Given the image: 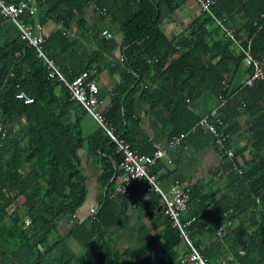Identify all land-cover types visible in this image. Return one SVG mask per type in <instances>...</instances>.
Segmentation results:
<instances>
[{
    "label": "trees",
    "instance_id": "16d2710c",
    "mask_svg": "<svg viewBox=\"0 0 264 264\" xmlns=\"http://www.w3.org/2000/svg\"><path fill=\"white\" fill-rule=\"evenodd\" d=\"M32 1L36 15H25L24 20L32 23L36 16L42 25L48 21L60 24L58 30L44 34L42 47L65 81L83 71H88V78L94 77L110 61L103 53L112 57L110 48L116 46L117 39L102 38V28L112 35H121L120 42L117 41L125 56L121 70L124 76L112 89L115 94L106 110L107 125L117 136L122 137V122L132 118L128 107L132 102L126 94L139 85L143 87L141 94L150 97L148 101L162 118L167 114L172 118L174 112L185 110L189 105L187 97L206 90L214 96L226 93L224 112L244 111L250 159L236 178V197L213 208L211 213L218 217L231 210L227 217L237 218L224 237L237 264H264V78L251 86L239 87L244 54L222 35L210 14L199 10L186 28L168 38L160 26L177 9V0ZM91 5L100 20L92 26L83 18L84 9ZM210 9L234 30L235 38L241 39L240 45L253 58H264V0H218ZM78 17L77 35H68L66 30ZM101 22L107 25L100 26ZM210 24L214 28H209ZM12 27L11 23L0 21V126L5 130L0 137V259L5 250V230H18L17 234L12 232V242L24 239L22 245L16 244V253L25 248L32 251L31 237L26 238L28 235L20 225L22 216L30 217L28 226L40 228L45 240L57 219L74 216L86 193L77 154L83 141L104 156L99 175L101 188L111 185L121 159L101 129L86 140L80 138L78 117H71L72 103L65 82L49 76L45 61L25 45L16 29L11 39H2ZM86 39L98 41L96 50L86 49L88 56L77 49L84 48ZM250 70L248 67L246 72ZM19 90H24L33 101L25 104L16 98ZM189 115L187 127L197 120L190 112ZM176 129L174 134L187 128ZM107 192L101 196L95 215L72 227L71 233L88 250L86 256L78 259L79 264H98V253L108 247L101 238L102 232L118 223L124 214L126 202L118 203L114 197H107ZM9 205L13 210L7 214ZM222 221L218 219L219 223ZM239 249H243L242 255L238 254ZM27 260L16 259L17 264H29Z\"/></svg>",
    "mask_w": 264,
    "mask_h": 264
},
{
    "label": "crops",
    "instance_id": "0c3cea01",
    "mask_svg": "<svg viewBox=\"0 0 264 264\" xmlns=\"http://www.w3.org/2000/svg\"><path fill=\"white\" fill-rule=\"evenodd\" d=\"M177 3V9L165 21L163 20L160 26L168 38L176 37L178 32L186 28V23L188 24L200 13L193 0H177ZM92 9L91 5L84 9L83 14L85 23L91 26L100 22ZM78 19L79 17L74 18L69 29L66 30L68 35L71 32L72 35L75 33L77 35L75 24ZM177 19L178 22H176ZM221 21L225 27L228 26L223 20ZM214 22L221 31L215 20ZM180 23L183 24L184 28L177 30L175 25ZM99 24L104 27L107 25L106 22ZM59 27L60 24L48 21L43 25L42 33L48 35L58 30ZM119 35L116 33L114 37L120 42L121 37ZM117 40L116 46L110 48V56L112 57H107L108 54L103 53L104 50L102 52L103 57L110 60L105 68L102 67L91 78H88V71L83 72L87 74V80L93 79L98 86L97 96L101 103L96 112L104 118L105 127L113 135L119 137L108 127L106 119V110L111 103V96L115 94L112 89L117 87L115 84L120 81V77L123 78L124 76V73L121 74V70L125 67L123 64L125 56L124 54L121 55ZM96 43L98 41L92 42V40L86 39L83 40L84 48L77 49H82L84 52H86V49L94 51L98 45ZM83 55L88 56L87 52ZM241 65L242 79L248 68L247 60L243 59ZM113 67H115L114 71ZM129 72L133 74L131 69ZM146 81H148V77L142 85ZM135 88L137 89H132L129 94H126L130 104L132 102V106H128L131 108L132 118L122 122L120 128L122 137L119 138L138 152L151 154L154 143L166 146L170 135L177 130L176 126L187 128L182 131L186 133V136L181 144L168 149L166 157L159 160L150 169V173L155 176L158 186L164 192H169L172 185H178L187 190L189 201L185 212L182 214V220H191L186 229L187 235L206 263L216 264L218 260L228 258L237 264V260L233 257L231 249L224 238L227 231L237 221V218L227 217L231 210L222 212L218 217L213 216L211 210L226 204L229 198H235L238 193L239 189L235 184L236 178L239 176L242 167L250 159V146L244 131L247 115L242 110H236V112L230 114L222 112L226 120L225 130L228 143L233 149L234 155L232 157H219L214 151L212 136L207 129L197 127L193 132H190V128L198 121L200 116L215 107L216 96L207 90L201 91L202 93L195 97L186 98L185 101L189 105L185 110L181 109L174 112L172 118L169 114L162 118L154 105L148 101L150 97L141 94L143 87L139 85ZM69 100L72 103L71 117L73 120L76 116L78 117L77 127L80 138L86 140L99 129L109 136L105 128L78 101L72 96L70 97V93ZM189 112L197 120L193 125L187 127L191 120ZM86 116L92 124L85 121ZM109 138L111 141L110 136ZM77 154L79 158L78 169L83 176L86 193L83 203L74 216L57 219L46 240L42 238L40 228L33 229V227L28 226L30 217L27 214L22 216L20 225L28 235L26 238L31 237L32 251L25 248L16 253V244L22 245L24 239L12 242V236L19 233L18 230H5V238H3L5 250L0 259V264H17L16 259L23 260L26 258H28L27 262L29 264H79L78 259L86 256L88 250L79 237L71 233L72 227L81 224L91 216L89 209L96 208L99 205V200L106 191H108L107 197H114L118 203L124 201L126 205L119 222L102 232L101 238L107 242L108 247L104 252L98 253V264H180V259L187 258L189 247L179 237L178 231L164 214L162 201L157 192L144 185L140 180H134L128 185L127 194H113L112 187L114 183H111L107 189L101 188L99 184L104 156L91 150L84 141ZM118 195L122 197H117ZM255 199L258 201L257 197ZM12 210V205H9L6 208L7 214H10ZM218 219L223 221L219 223ZM219 229L222 231V236L217 235ZM183 264L197 263L187 260Z\"/></svg>",
    "mask_w": 264,
    "mask_h": 264
},
{
    "label": "built area",
    "instance_id": "2783aa9c",
    "mask_svg": "<svg viewBox=\"0 0 264 264\" xmlns=\"http://www.w3.org/2000/svg\"><path fill=\"white\" fill-rule=\"evenodd\" d=\"M199 10L207 11L210 16L216 21L222 31L234 41L237 48L242 51L251 65L252 70L247 72L241 79L239 87L251 86L257 79L264 78V59L259 60L251 56V54L244 50L240 45V39H236L232 30L224 26L221 20L215 17L210 7L215 5L218 0H193ZM28 12L29 15L34 14V7L27 0H21L17 4L7 3L5 4L0 0V17L3 20L9 18L15 26L19 29L20 38L25 42V45L32 47L36 50L37 55L45 61L46 68L50 77L56 76L60 81H64L65 85L76 101H78L95 119L105 128L106 132L111 137V142L115 146V151L121 155L119 164L115 167L111 179L114 186L112 187L113 194H127L128 185L134 180H140L144 185L150 187L159 194L162 201L163 212L168 217L169 222L178 231L179 237L189 247V253L187 258L180 259V264L185 261H193L197 264H207L206 261L200 256L198 251L193 246L191 240L187 235V227L191 223V220L183 221L182 214L185 212L189 196L186 189L179 187L178 185H172L169 192H164L157 184L156 178L150 173V169L161 159L166 157L167 151L170 148L176 147L184 140L186 133H178L172 135L166 143V146H161L159 143L153 144V151L151 154H144L138 152L136 149L130 147L124 143L119 137L112 134L110 130L105 127L104 118L96 111L101 103L98 98V86L96 82L91 79L87 80V74L85 72L80 73L70 81H65V76L60 72L58 66L51 61L42 50V42L45 41L41 32L42 26L39 23L24 24L19 18L22 12ZM104 36H109L107 32ZM222 84L226 89L228 84L226 80H222ZM226 93H220L216 96V105L208 112L204 113L198 121L190 128V132H193L197 127H203L209 131L212 136L213 148L215 153L219 157H232L234 155L233 149L229 146L228 137L226 135V120L224 118L223 109L226 103ZM15 97L22 100L24 103H30L33 98L27 95L23 90L18 91ZM5 130L0 126V137H3ZM97 212V208H90L89 214L94 216ZM218 236H222V231H217ZM240 255L244 253L243 249L238 251ZM216 264H231L230 259H220Z\"/></svg>",
    "mask_w": 264,
    "mask_h": 264
},
{
    "label": "clouds",
    "instance_id": "9594fccd",
    "mask_svg": "<svg viewBox=\"0 0 264 264\" xmlns=\"http://www.w3.org/2000/svg\"><path fill=\"white\" fill-rule=\"evenodd\" d=\"M1 1H3L5 4H7V3H14V4H17L19 1H21V0H18L17 2H13V1H8V2H6V1H4V0H1ZM30 4H31V6L32 7H34V14L36 15V9H35V5H34V3H33V1L32 0H27ZM93 8H94V6H92ZM96 14H98V13H96ZM1 15V14H0ZM25 15H29V13L28 12H26V11H24V12H22L20 15H19V18L22 20V22L24 23V24H31V25H34L35 23H39L42 27H43V25L38 21V20H36V16H35V20L31 23V22H27L26 20H24V16ZM31 16V15H30ZM0 21L1 22H9V23H11V25H13V27L9 30V32H8V34L10 33V31L11 30H13V29H16L17 30V32H18V35H19V33H20V31H19V29L15 26V24L9 19V18H7L6 20H3V19H1V17H0ZM227 28L228 29H231L232 30V32H233V34H234V30L232 29V28H230L229 26H227ZM41 32H42V29H41ZM107 32V34H109V36H104L105 35V33ZM221 33H222V35L224 36V37H226L227 39H230L231 40V38L229 37V36H227L226 34H225V32L224 31H220ZM43 34V33H42ZM13 35H11V36H8V35H5L4 37H2V39H4V38H6V40H4V41H8L9 39H11V37H12ZM43 36H45L44 34H43ZM100 36L102 37V38H104L105 40L106 39H111L114 35H112L111 33H110V31H108L107 29H105V28H102V30L100 31ZM234 36H235V34H234ZM19 38H20V35H19ZM21 39V38H20ZM237 39V38H236ZM22 40V39H21ZM23 41V40H22ZM233 43H234V41L233 40H231ZM240 41H241V39H240ZM24 42V41H23ZM25 43V42H24ZM234 45H235V48H237V46H236V44L234 43ZM27 46V45H26ZM242 47V46H241ZM32 48V47H31ZM34 49V48H33ZM244 49V48H243ZM35 50V49H34ZM42 50H43V47H42ZM245 50V49H244ZM237 51H240L238 48H237ZM35 52H36V50H35ZM43 52L45 53V51L43 50ZM240 52H242V51H240ZM249 52V51H248ZM243 53V52H242ZM46 54V53H45ZM244 54V53H243ZM36 55H37V52H36ZM121 55H122V53H121ZM46 56L48 57V55L46 54ZM37 57H39V58H41L40 56H38L37 55ZM49 58V57H48ZM42 59V58H41ZM51 61H53L51 58H49ZM121 59H122V56H121ZM243 59H246V57H245V55H244V58ZM262 59H264V58H262ZM262 59H260V60H262ZM43 60V59H42ZM247 60V59H246ZM248 62V61H247ZM248 67H251V65L248 63ZM251 70H252V67H251ZM250 70V71H251ZM249 71V72H250ZM247 73V72H246ZM245 73V74H246ZM9 75H12V73L11 72H9ZM22 101V100H21ZM31 103V102H30ZM182 133V132H181ZM178 134V133H177ZM172 135H175V134H172ZM172 135H170V137L172 136ZM169 137V138H170ZM168 138V139H169Z\"/></svg>",
    "mask_w": 264,
    "mask_h": 264
},
{
    "label": "rangeland",
    "instance_id": "374dc122",
    "mask_svg": "<svg viewBox=\"0 0 264 264\" xmlns=\"http://www.w3.org/2000/svg\"><path fill=\"white\" fill-rule=\"evenodd\" d=\"M194 2V1H193ZM197 5V4H196ZM198 6V5H197ZM95 16H98V14H94ZM176 22H178V19H177V21ZM215 24V23H214ZM214 24H210V25H208L209 26V28H214ZM175 27L177 28V30H181V29H183L184 28V26H183V24L182 23H180L179 25H175ZM14 30H11L10 31V33L8 34V36H11V35H14ZM111 65H112V63H111ZM85 121H88L89 123H91L92 124V122H91V120L88 118V116H86L85 117Z\"/></svg>",
    "mask_w": 264,
    "mask_h": 264
}]
</instances>
